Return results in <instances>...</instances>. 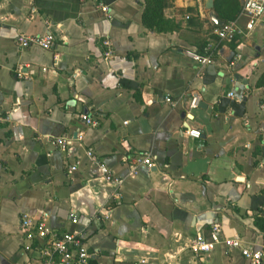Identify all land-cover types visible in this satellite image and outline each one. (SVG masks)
<instances>
[{"label":"crops","instance_id":"crops-1","mask_svg":"<svg viewBox=\"0 0 264 264\" xmlns=\"http://www.w3.org/2000/svg\"><path fill=\"white\" fill-rule=\"evenodd\" d=\"M166 2L165 33L143 26L144 0L0 2V264L38 263L19 224L44 212L53 231L86 237L90 264H249L223 244L189 250L213 224L264 248V15L220 41L205 0ZM46 32L55 37L47 50L15 44ZM185 51L213 62L199 66ZM18 66L34 75L17 78ZM58 137L74 139L67 151L52 144ZM87 151L122 185L106 182ZM145 153L155 167L128 176Z\"/></svg>","mask_w":264,"mask_h":264},{"label":"built area","instance_id":"built-area-1","mask_svg":"<svg viewBox=\"0 0 264 264\" xmlns=\"http://www.w3.org/2000/svg\"><path fill=\"white\" fill-rule=\"evenodd\" d=\"M3 0H0V2ZM103 13L108 12L106 6H100ZM264 15V0H240V12L238 16L214 30V34L220 41H233L237 36L244 35L246 32H251L259 23ZM55 43V37L46 32L42 35L26 36L19 34L16 37L15 44L20 50L31 47H37L47 50ZM105 48L104 56L109 58L113 55L111 44L108 40L102 42ZM185 56L192 59L199 66L212 64V58L208 55L204 56L195 51H185ZM239 58V57H238ZM233 65V63H230ZM24 71L21 66L15 69V75L19 79H30L34 75V71L30 69ZM46 69L42 68V71ZM229 97L234 100H241L242 95L236 96L233 92L229 93ZM199 96L195 95L190 101V107L195 108L199 103ZM165 101L171 103V100L166 97ZM80 119L87 125L95 127L97 121L86 114H81ZM185 134L198 139L200 133L196 130H186ZM74 139L67 137H58L52 140V144L61 151H67ZM76 140H82L78 136ZM86 157L94 163L100 171L102 178L109 184L116 187L122 185L124 179L113 176L108 168L98 160L91 151H87ZM79 162H75L71 167V171H75ZM139 166L151 170L155 167L149 154H140L130 166L128 176L133 177L137 174ZM117 197V195H116ZM102 217L107 220L109 212L102 213ZM69 219L73 224L77 223V217L72 212L69 214ZM101 220V218H97ZM19 234L23 239V249L26 252H35L38 256L37 264H90V255L87 251L86 237L81 232H55L48 225V214L42 213L39 217L22 214L20 217ZM36 244V246H35ZM223 244L228 250H239L241 256L249 262V264H261L264 260V248L254 249L244 246L242 241L237 237L223 238L221 236L220 226L213 224L207 236L197 235L189 243V250L194 255L210 254L215 246Z\"/></svg>","mask_w":264,"mask_h":264},{"label":"trees","instance_id":"trees-1","mask_svg":"<svg viewBox=\"0 0 264 264\" xmlns=\"http://www.w3.org/2000/svg\"><path fill=\"white\" fill-rule=\"evenodd\" d=\"M166 6V0H144V10L141 19L143 26L156 33L171 31L173 28L164 17V9ZM213 11L220 21L227 23L238 16L240 12L239 1L215 0ZM261 80L262 82L259 81L257 86L264 85V76ZM256 225L259 226L257 221Z\"/></svg>","mask_w":264,"mask_h":264},{"label":"water","instance_id":"water-1","mask_svg":"<svg viewBox=\"0 0 264 264\" xmlns=\"http://www.w3.org/2000/svg\"><path fill=\"white\" fill-rule=\"evenodd\" d=\"M213 7H214V0H205V9L209 11V15H208V17H209L210 22H211L213 25H215V26H217V27H220V26L223 25V22L220 21V20L216 17V15H215V13H214V11H213Z\"/></svg>","mask_w":264,"mask_h":264}]
</instances>
